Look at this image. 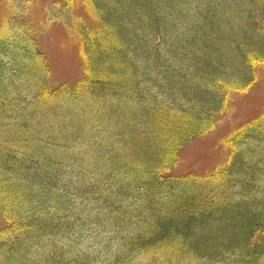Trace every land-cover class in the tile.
<instances>
[{
	"label": "trees",
	"instance_id": "1",
	"mask_svg": "<svg viewBox=\"0 0 264 264\" xmlns=\"http://www.w3.org/2000/svg\"><path fill=\"white\" fill-rule=\"evenodd\" d=\"M38 1L0 0V264H264V105L229 121L264 71V0ZM218 129V160L174 173Z\"/></svg>",
	"mask_w": 264,
	"mask_h": 264
},
{
	"label": "rangeland",
	"instance_id": "2",
	"mask_svg": "<svg viewBox=\"0 0 264 264\" xmlns=\"http://www.w3.org/2000/svg\"><path fill=\"white\" fill-rule=\"evenodd\" d=\"M23 1L25 0H8V3L9 6L13 5V7H19L22 10ZM56 1L58 0H39L35 6L41 11V14H38L39 17L42 18L44 15L52 18V16L66 13L67 9L63 7V3L54 4ZM37 12L39 13V11ZM66 44L61 26L58 23L50 26L42 37V48L49 53L54 82L69 81L78 72L74 49ZM231 104L235 106V110L232 113L233 118L229 120L232 124L249 120L256 115L264 105V71L260 72V77L256 81L253 90L247 94L237 95ZM230 126L231 124L228 125V128ZM221 131L218 129L205 138L191 141L182 148L179 152V162L174 169V173L181 174L211 167L220 156L218 152L220 147L219 134Z\"/></svg>",
	"mask_w": 264,
	"mask_h": 264
}]
</instances>
